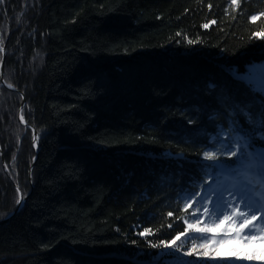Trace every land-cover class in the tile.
<instances>
[{"label":"trees","instance_id":"1","mask_svg":"<svg viewBox=\"0 0 264 264\" xmlns=\"http://www.w3.org/2000/svg\"><path fill=\"white\" fill-rule=\"evenodd\" d=\"M0 12L4 80L40 134L30 183L22 99L0 87V221L15 185L28 197L0 227V264H132L137 253L143 264L162 251L169 264H211L181 192L210 169L180 171L163 154L202 159L176 134L198 127L182 98L264 62V0H4Z\"/></svg>","mask_w":264,"mask_h":264},{"label":"snow or ice","instance_id":"2","mask_svg":"<svg viewBox=\"0 0 264 264\" xmlns=\"http://www.w3.org/2000/svg\"><path fill=\"white\" fill-rule=\"evenodd\" d=\"M231 2L237 4L238 0ZM0 3H3V0H0ZM209 8H211L210 4ZM250 19L255 21L257 16L253 15ZM204 27L208 25L205 24ZM188 43L194 42L189 40ZM228 71L234 85L228 81L216 82L210 79L202 88L199 85L194 86L191 93L182 98L184 107L180 110L181 114L186 116L189 125L197 124L198 127L185 128L181 125V130L176 134L180 137V142L199 143L203 148L202 159L188 161L182 153L170 151L163 155L180 171H183L185 164H195L202 170L230 169L232 165L216 162L218 155L229 159L236 157L234 164L240 165L238 170L246 173L242 182L232 189H213L210 184L203 186L200 192L181 189L184 194L183 199L187 201L195 199L199 209L208 214L210 219L219 220L220 217L229 219L230 212L234 214L237 209H241L240 215L244 217V224L248 223L249 218L255 219L259 215V224L264 226V62L247 66L244 74L231 68ZM37 138L36 135L33 136L34 146ZM204 161H213V163ZM131 178V174L122 177L125 180ZM163 179L168 180L170 177L166 173ZM17 191L19 192V189ZM16 203L23 206L20 198ZM196 219L199 221L200 217ZM148 232L149 230L145 229L140 235L143 236ZM246 236L254 238L255 229H249ZM192 239H206V237H192ZM162 244L167 247L164 242ZM151 246L157 247V245ZM169 254L171 253L162 251L152 257L151 261L143 264H169L162 259ZM139 255V253L134 254L131 258L132 264H142L136 259ZM183 264H198V262L186 261ZM229 264H235V261H230Z\"/></svg>","mask_w":264,"mask_h":264},{"label":"rangeland","instance_id":"3","mask_svg":"<svg viewBox=\"0 0 264 264\" xmlns=\"http://www.w3.org/2000/svg\"><path fill=\"white\" fill-rule=\"evenodd\" d=\"M2 5L0 6V10H1ZM1 34H2L1 45L2 46L5 45V48H6V45L8 42V40L6 39H8L9 35L6 38H4L2 32ZM6 54H7V50H6ZM5 62H6V58H5ZM17 120H18V116H17ZM30 132L32 134L31 130ZM39 140H40V134H39ZM38 143L39 141L37 142V146H38ZM32 144H33V139H31V145ZM29 174H30V169H29ZM29 174H28V179H29V182L31 183L32 176L30 178ZM22 197L26 198L23 195ZM18 198H19V194H18ZM240 211H241L240 209L236 210L235 213H239ZM254 220H256V218ZM239 222H241V220L237 219L236 216L234 217L233 213L231 212V214H229V219L220 217L219 220H216V219H210L209 217H207L203 219L201 223L198 225V231H201L203 233H212V234L219 235L221 237L222 234H227L231 229H234L235 232L233 234H235V237H239V239H236L233 236H223L221 238L219 237L218 244L216 246L211 247L209 250H207V259L211 264H213V262L215 263L221 257H226L227 259H230L231 261H235V264H264V226H261L258 222V224L256 225V228H257L256 233L259 231L260 232L257 233L256 236L253 238V237L246 236L247 230L244 227V225L239 224ZM252 222L253 221L248 220L247 224L251 225Z\"/></svg>","mask_w":264,"mask_h":264},{"label":"water","instance_id":"4","mask_svg":"<svg viewBox=\"0 0 264 264\" xmlns=\"http://www.w3.org/2000/svg\"><path fill=\"white\" fill-rule=\"evenodd\" d=\"M2 4L3 3H0V6ZM6 40H8V39H6ZM1 41H2V34L0 32V55H1V60H0V87L1 88H5V89H7L9 91L17 92V93L20 94V96L22 98V101H21V104H20L19 112H18V122L23 127L27 128V129H30L32 131V139H33L34 135H36L38 137L37 140L35 141V146H34V141H33V144H32V148H33V151H34L36 157H35V160L33 161V164H32V166L30 168L29 177L31 178L32 171H33V168H34V166L36 164L37 156L39 154V149H38V146H37V142L39 141V134H38L37 130L34 127H32L29 124H27V122L24 119H21V117H22L21 110H22V108L24 107V105L26 103L24 95L21 92H19L17 89H15L14 87H12V86L10 87V85H8L5 82V80H4L6 48H5V45L4 46L1 45ZM15 189L17 190V189H19V187L17 185H15ZM18 194H19V198L22 201V205L23 206H20V205L16 204L14 211L12 213H10L5 219L0 221V227L2 225H4V224L8 223L10 220H12L24 208V206H25V204H26V202L28 200V197H26V198L22 197L20 190H19Z\"/></svg>","mask_w":264,"mask_h":264},{"label":"bare ground","instance_id":"5","mask_svg":"<svg viewBox=\"0 0 264 264\" xmlns=\"http://www.w3.org/2000/svg\"><path fill=\"white\" fill-rule=\"evenodd\" d=\"M39 149V148H38ZM32 166V165H31ZM31 168V167H30ZM248 231V230H247Z\"/></svg>","mask_w":264,"mask_h":264}]
</instances>
